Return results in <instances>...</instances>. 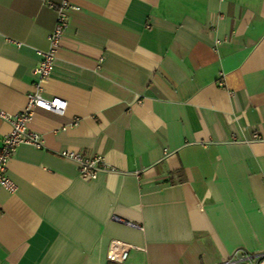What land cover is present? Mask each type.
Returning <instances> with one entry per match:
<instances>
[{
    "label": "crops",
    "instance_id": "0c3cea01",
    "mask_svg": "<svg viewBox=\"0 0 264 264\" xmlns=\"http://www.w3.org/2000/svg\"><path fill=\"white\" fill-rule=\"evenodd\" d=\"M63 1L43 88L68 106L37 109L42 148L8 163L0 264H116L113 240L124 264L264 252V0H0L1 112L27 107ZM71 150L108 171L82 179Z\"/></svg>",
    "mask_w": 264,
    "mask_h": 264
},
{
    "label": "built area",
    "instance_id": "2783aa9c",
    "mask_svg": "<svg viewBox=\"0 0 264 264\" xmlns=\"http://www.w3.org/2000/svg\"><path fill=\"white\" fill-rule=\"evenodd\" d=\"M52 8L57 12L56 25L49 36V49L39 53L41 60L34 71L36 77L35 91L29 95L27 107L15 116L0 111V117L11 124V131L4 135L0 148V188L11 193L16 191V185L7 174L9 161L17 155L18 149L22 145H30L36 149H41L43 146L41 135L31 131L29 126L35 111L42 109V111L64 115L68 106V102L62 98L46 97L43 83L55 72L56 55L61 47L67 27H69L67 11L72 8L77 9V7H73L68 1H63L60 6H52ZM62 156L77 163L79 175L84 180H96L100 173L108 171L102 156L85 158L72 150L63 152ZM115 220L119 219L115 218ZM129 225L140 228L132 224ZM109 245L107 258L116 264H124L135 248L119 240H113ZM225 264H264V252L252 254L239 249L232 253Z\"/></svg>",
    "mask_w": 264,
    "mask_h": 264
}]
</instances>
